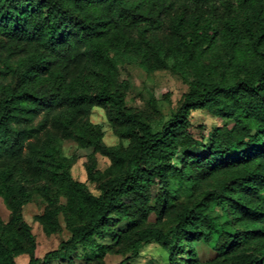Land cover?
Here are the masks:
<instances>
[{
    "label": "trees",
    "instance_id": "trees-1",
    "mask_svg": "<svg viewBox=\"0 0 264 264\" xmlns=\"http://www.w3.org/2000/svg\"><path fill=\"white\" fill-rule=\"evenodd\" d=\"M164 32L173 38L192 82L153 133L141 113L124 109V97L114 89L116 58L132 54L149 72L163 69ZM220 47L223 54L208 67L219 69L212 81L201 70L202 60ZM87 69L97 75L94 94L81 79ZM101 105L129 141L124 151L104 148L101 128L87 120ZM204 110L232 123L214 129L208 144L190 132L191 113ZM51 130L110 160L98 197L72 180L70 164L55 146L48 143L38 152L28 148L36 134L52 135ZM42 167L65 200L67 217L78 225L40 260L23 226L30 244L27 264H50L78 247L102 264L113 247L96 239L111 218L126 228L112 235L113 245L128 243L133 257L153 243L170 264H177L180 253L184 264H264V0H0V191L5 201L19 207L21 200H31L33 194L12 179ZM88 173L91 182L103 177L95 174L94 162ZM213 178L219 179L214 186L175 209L173 183L196 186ZM173 219L175 225L164 232ZM199 245L212 253L210 260H201ZM17 256L2 248L0 264H14Z\"/></svg>",
    "mask_w": 264,
    "mask_h": 264
},
{
    "label": "rangeland",
    "instance_id": "rangeland-1",
    "mask_svg": "<svg viewBox=\"0 0 264 264\" xmlns=\"http://www.w3.org/2000/svg\"><path fill=\"white\" fill-rule=\"evenodd\" d=\"M161 40L167 49L163 56L164 68L161 70L147 71L132 54L116 58L117 78L114 89L123 95L124 109L141 113L153 133L158 132L163 123L176 110L192 82L191 71L185 66L180 53L176 51L173 38L168 32H164ZM219 54H223L221 47L214 52L207 53L202 60L201 70L212 81L218 80L219 69L211 71L208 67L213 66L212 62ZM81 79L89 87V93L94 94L97 86L96 73L89 69L83 70ZM86 118L91 124L101 128L104 148L124 151L128 147L129 141L121 137L120 128L112 121L110 112L105 106L93 107ZM189 120L192 136L202 144H208L214 129L232 125L231 122L216 117L209 110L195 111L191 113ZM51 133L52 135L39 132L28 141V148H33L38 152L48 143L55 146L57 152L69 162V174L72 180L84 184L90 194L98 197L100 194L97 189L98 182L105 179L110 160L103 154L92 155L91 151L79 149L76 141L62 132L51 130ZM92 162H94L95 174L103 176L97 182H91L88 177ZM47 170L46 167H42L41 170L14 175L12 184L22 186L28 194H33L28 202L21 200L19 207L5 201L0 191V249L10 248L18 254L14 259V264H27L29 260L26 252L30 244L23 236L25 229L29 230L33 237L34 258L40 260L46 253L55 251L61 243L65 242L70 237L69 229L78 225L74 218L67 217L70 211L66 208L65 200L58 197L56 189L48 183ZM218 180V178H213L196 186L184 184L179 187L173 183L178 194L175 209L179 211L182 206L190 205L203 191L214 186ZM44 189H47V192L43 197L35 195V192ZM153 223L154 218L152 217L150 224ZM174 225V219L167 221L163 226V231H167ZM23 226L26 227L24 230ZM120 231H126L125 226L111 218L105 225L102 238L96 239L99 244L113 247L111 252L102 259V264H170L167 254L153 243L142 245L134 257L130 253L128 243L113 245L111 237L115 232ZM198 253L202 261L212 258V253L203 245L198 246ZM184 258L185 255L180 253L177 264H184ZM93 261V256L89 251L78 247L69 257L50 264H94Z\"/></svg>",
    "mask_w": 264,
    "mask_h": 264
}]
</instances>
